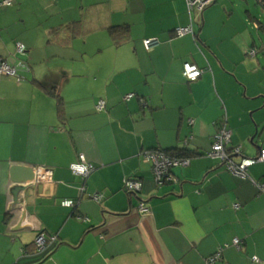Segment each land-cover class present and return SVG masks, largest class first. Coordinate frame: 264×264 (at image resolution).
<instances>
[{
	"label": "crops",
	"instance_id": "crops-1",
	"mask_svg": "<svg viewBox=\"0 0 264 264\" xmlns=\"http://www.w3.org/2000/svg\"><path fill=\"white\" fill-rule=\"evenodd\" d=\"M188 25L184 0L0 7V59L30 67L21 83L0 76V264H205L225 245L216 264H264V192L250 181L264 184V163L241 180L205 156L223 124L244 157L264 147V11L252 0H216L193 23L194 36H174ZM111 27L128 30L119 45ZM147 39L159 47L147 52ZM186 63L203 71L194 82L183 76ZM155 149L195 156L173 170L176 182L158 187L141 159ZM78 154L95 167L84 182L69 170ZM38 167L52 182L13 198L12 180ZM131 177L141 181L138 195L123 190ZM39 233L57 243L36 252Z\"/></svg>",
	"mask_w": 264,
	"mask_h": 264
},
{
	"label": "built area",
	"instance_id": "built-area-1",
	"mask_svg": "<svg viewBox=\"0 0 264 264\" xmlns=\"http://www.w3.org/2000/svg\"><path fill=\"white\" fill-rule=\"evenodd\" d=\"M186 10L189 18V25L183 28H177L174 31L176 38H181L185 35L194 36L193 23L200 17L204 10L213 5L216 0H184ZM255 2L264 11V0H255ZM13 0H2L0 7L11 6ZM160 42L157 39H147L143 41V47L147 52L152 51L154 48L159 47ZM15 49L17 54H23L25 48L21 43H15ZM256 51L254 49L248 52L250 57H254ZM30 71V67L19 59L14 61L9 59H0V76L13 77L18 83H21L24 78L22 73ZM183 76L188 82L196 81L203 73L202 70L197 68L195 65L186 63L182 67ZM135 97L134 93L127 94L124 96V101H129ZM105 103L99 101L96 105L98 112L103 111ZM192 123V122H191ZM231 143V131L226 127L225 124L213 135L212 144L210 151L205 153L206 157L211 159H217L224 166V168L234 177L241 180L249 179L248 169L256 164L264 163V147L260 148L258 154L255 157H244L241 153L240 147H232ZM235 157H239V160H235ZM143 162L148 163L152 167V173L154 176L155 183L158 187L176 182L173 170L175 168H183L189 165L190 158H174L160 149L145 151L141 154ZM69 170L74 176L81 179L82 182L95 170V167L86 160L83 154H78L76 162L69 166ZM254 186L258 188L260 192H264V184L254 182L250 180ZM52 182V171L48 168L38 167L34 170V184H50ZM142 184L137 178H125L123 181V190L129 195H138L141 192ZM80 196L85 194V187L82 185L79 188ZM90 199L95 203H100L103 200L102 194H93ZM75 202L73 200H65L61 203L65 207H73ZM235 208L237 205L234 206ZM137 211L143 216L150 214V209L145 205L144 202H140ZM57 243V236L50 235L48 237L39 233L34 241L36 252L44 251L47 247H50ZM233 247L239 249L241 242L237 239L233 240ZM228 245L220 247L217 252L211 257L205 260V264H216L221 260L222 252ZM254 262H258L256 258H253Z\"/></svg>",
	"mask_w": 264,
	"mask_h": 264
},
{
	"label": "trees",
	"instance_id": "trees-1",
	"mask_svg": "<svg viewBox=\"0 0 264 264\" xmlns=\"http://www.w3.org/2000/svg\"><path fill=\"white\" fill-rule=\"evenodd\" d=\"M108 32L112 40L114 41V45H119L128 36V30L126 27H111L108 29ZM62 108H63L62 101L59 98L58 103H57V111H58L59 116L62 114ZM162 151L168 154L170 157H174V158H190L191 159L195 156L194 153H190L187 150L174 149L171 151H164V150Z\"/></svg>",
	"mask_w": 264,
	"mask_h": 264
},
{
	"label": "water",
	"instance_id": "water-1",
	"mask_svg": "<svg viewBox=\"0 0 264 264\" xmlns=\"http://www.w3.org/2000/svg\"><path fill=\"white\" fill-rule=\"evenodd\" d=\"M255 136H253V138L251 139L250 141V144L253 146L254 143H253V139H254ZM24 172L26 173V175L21 179V180H12L14 186L12 188V195H13V198H16L17 195L19 193L23 194L25 196L26 194V191L33 187L34 186V183H33V169L31 168H23ZM13 174V172H12ZM17 199V198H16ZM15 202V201H14ZM18 201H16V205L18 206ZM23 218V216H22ZM24 219V218H23ZM23 219H22V222H23Z\"/></svg>",
	"mask_w": 264,
	"mask_h": 264
},
{
	"label": "rangeland",
	"instance_id": "rangeland-1",
	"mask_svg": "<svg viewBox=\"0 0 264 264\" xmlns=\"http://www.w3.org/2000/svg\"><path fill=\"white\" fill-rule=\"evenodd\" d=\"M252 2H253V3H254L256 6H258L254 0H252ZM258 8H260V9H261V7H260V6H258ZM261 10H262V9H261ZM255 142H258V138H256Z\"/></svg>",
	"mask_w": 264,
	"mask_h": 264
},
{
	"label": "bare ground",
	"instance_id": "bare-ground-1",
	"mask_svg": "<svg viewBox=\"0 0 264 264\" xmlns=\"http://www.w3.org/2000/svg\"><path fill=\"white\" fill-rule=\"evenodd\" d=\"M14 61V60H13Z\"/></svg>",
	"mask_w": 264,
	"mask_h": 264
}]
</instances>
